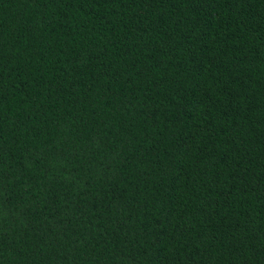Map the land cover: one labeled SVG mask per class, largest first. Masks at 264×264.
<instances>
[{"label": "trees", "instance_id": "1", "mask_svg": "<svg viewBox=\"0 0 264 264\" xmlns=\"http://www.w3.org/2000/svg\"><path fill=\"white\" fill-rule=\"evenodd\" d=\"M0 264H264V0H0Z\"/></svg>", "mask_w": 264, "mask_h": 264}]
</instances>
